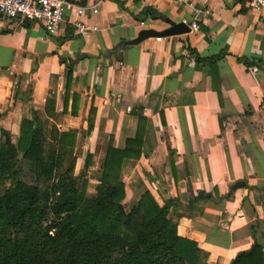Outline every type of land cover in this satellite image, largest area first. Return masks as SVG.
<instances>
[{"label": "crops", "instance_id": "0c3cea01", "mask_svg": "<svg viewBox=\"0 0 264 264\" xmlns=\"http://www.w3.org/2000/svg\"><path fill=\"white\" fill-rule=\"evenodd\" d=\"M84 5L83 21L96 30L83 35L71 13L55 36L0 14V143L1 131L17 143L32 110L50 119L53 95L58 131H78L76 169L93 157L85 177L93 198L89 185L96 192L108 146L124 150L136 138L140 112L141 158L121 169L126 212L146 192L161 207L173 201L178 235L207 252L209 264H231L254 244L264 249V13L237 0ZM238 182L245 185L221 200ZM200 192L210 198L191 206Z\"/></svg>", "mask_w": 264, "mask_h": 264}, {"label": "trees", "instance_id": "16d2710c", "mask_svg": "<svg viewBox=\"0 0 264 264\" xmlns=\"http://www.w3.org/2000/svg\"><path fill=\"white\" fill-rule=\"evenodd\" d=\"M197 60L206 59L198 56ZM237 60L249 67L246 59ZM73 65L67 66L66 97ZM45 115L53 119L57 116L53 95L46 101ZM133 115L139 120L137 136L127 141L124 150L114 148L112 143L108 146L100 185L93 198L86 195L85 179L92 165L91 154L87 155L80 175H73L77 130L53 129V142L47 148L41 119L32 110L31 118L21 123L16 144L7 132L1 131L7 135L0 144L1 164L5 162L4 156L11 162L22 155L44 183L55 179V174L64 167V160L69 159L71 164L48 193L17 179L20 174L14 170V162L9 175L13 180L0 190V264H209L207 252L178 235L177 223L170 214L173 201L161 207L146 192L138 205L126 212L121 169L124 160L141 158L147 124L140 112ZM94 120L95 110L91 109L88 133L93 131ZM231 264H264V249L254 244Z\"/></svg>", "mask_w": 264, "mask_h": 264}, {"label": "built area", "instance_id": "2783aa9c", "mask_svg": "<svg viewBox=\"0 0 264 264\" xmlns=\"http://www.w3.org/2000/svg\"><path fill=\"white\" fill-rule=\"evenodd\" d=\"M85 0H0V14L8 20H16L22 24L36 23L46 32L55 36L58 34L66 16L71 13L72 26L80 35L95 31L96 28L86 24L83 17L86 11ZM250 10L264 13V0H237ZM190 28L198 31L196 22Z\"/></svg>", "mask_w": 264, "mask_h": 264}, {"label": "rangeland", "instance_id": "374dc122", "mask_svg": "<svg viewBox=\"0 0 264 264\" xmlns=\"http://www.w3.org/2000/svg\"><path fill=\"white\" fill-rule=\"evenodd\" d=\"M41 122H42V127L44 128V131H45V135H46V138H47V145L46 147L49 148V146L52 144L53 142V135H52V132H53V129L57 128V130H59V128L56 126V123L57 121L55 122L53 120V118H50V119H47V118H44V117H41ZM6 137L7 135L3 134V132H1V143L5 142L6 140ZM86 137V133L82 136L81 138V141L82 139H85ZM0 143V144H1ZM81 143V142H80ZM9 157L8 156H4V160L5 162L3 164L0 163V190H2L4 187L8 186L9 183H11V181L13 180V178H9V175L12 171V167L14 165V162L16 161V164H15V169L16 171L19 170V176L17 177V179H19L20 181H22L23 183L29 185V186H33V187H36L38 188L39 190H42V191H47L48 193H51L52 192V185L54 184H57L58 183V179H59V176L62 175L63 173H65L66 171L65 170H68L70 168V160L69 159H66L64 160L63 164H64V167L62 168L61 171L57 172L55 175V179L51 181V183H44L43 180L41 178H38L35 173L33 172V167H32V164L23 159L22 155H19L18 159L15 160V161H8ZM9 168V171H7ZM82 168L80 169H76V166H75V169L73 171V175L75 177L79 176L80 173L82 172L81 171ZM85 177H87V174L85 173ZM93 177V175L91 176ZM3 182V184H1ZM5 182V183H4ZM80 182H82L80 180ZM89 188H90V191H88V195H96V192L93 191V188H95V184H90L89 185ZM127 210H129L127 208Z\"/></svg>", "mask_w": 264, "mask_h": 264}, {"label": "water", "instance_id": "95a60500", "mask_svg": "<svg viewBox=\"0 0 264 264\" xmlns=\"http://www.w3.org/2000/svg\"><path fill=\"white\" fill-rule=\"evenodd\" d=\"M245 185L244 182H238L236 184H234L231 189L230 192L225 196L222 197L221 200H225V199H229L231 197V195L239 188H242ZM210 196L207 194H204V192H200L192 201H191V206H193V204L195 202H197L198 200H205V199H209Z\"/></svg>", "mask_w": 264, "mask_h": 264}]
</instances>
